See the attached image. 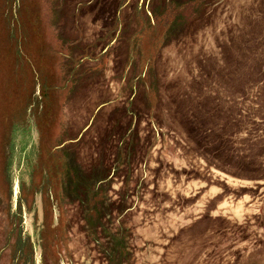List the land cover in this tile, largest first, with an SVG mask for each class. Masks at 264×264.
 <instances>
[{
	"label": "rangeland",
	"instance_id": "374dc122",
	"mask_svg": "<svg viewBox=\"0 0 264 264\" xmlns=\"http://www.w3.org/2000/svg\"><path fill=\"white\" fill-rule=\"evenodd\" d=\"M0 264H264V0H0Z\"/></svg>",
	"mask_w": 264,
	"mask_h": 264
}]
</instances>
